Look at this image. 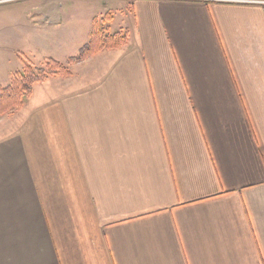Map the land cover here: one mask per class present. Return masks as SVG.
Returning <instances> with one entry per match:
<instances>
[{
    "label": "crops",
    "instance_id": "crops-1",
    "mask_svg": "<svg viewBox=\"0 0 264 264\" xmlns=\"http://www.w3.org/2000/svg\"><path fill=\"white\" fill-rule=\"evenodd\" d=\"M130 4L125 45L0 115V264H264V0Z\"/></svg>",
    "mask_w": 264,
    "mask_h": 264
},
{
    "label": "rangeland",
    "instance_id": "rangeland-1",
    "mask_svg": "<svg viewBox=\"0 0 264 264\" xmlns=\"http://www.w3.org/2000/svg\"><path fill=\"white\" fill-rule=\"evenodd\" d=\"M130 2L131 0H12L0 3V87L9 85L12 75L22 69L23 63L40 67L47 57L63 60L66 56L75 55L76 47L84 38L82 34L85 29L90 33L95 22L106 33L125 31L131 19ZM55 7L63 8L64 13L68 14L62 15L63 23L69 26L72 23L81 32L80 36L76 29L80 37L64 46L61 54L58 53L59 47L39 45L42 37L53 32L55 23L51 21L49 12H53ZM44 11L48 12L47 28H44L41 20ZM88 36L89 34L85 36L86 39Z\"/></svg>",
    "mask_w": 264,
    "mask_h": 264
},
{
    "label": "trees",
    "instance_id": "trees-1",
    "mask_svg": "<svg viewBox=\"0 0 264 264\" xmlns=\"http://www.w3.org/2000/svg\"><path fill=\"white\" fill-rule=\"evenodd\" d=\"M127 40V31L106 33L99 29L95 22L87 42L75 55L67 57L63 62L48 57L40 67L23 63L22 69L12 75L9 85L0 87V115L22 108L35 84L42 83L50 77H68L71 74V65L82 62L100 51L122 47Z\"/></svg>",
    "mask_w": 264,
    "mask_h": 264
}]
</instances>
